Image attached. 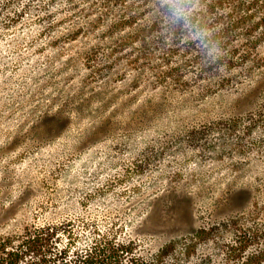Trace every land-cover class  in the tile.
<instances>
[{
    "label": "rangeland",
    "instance_id": "rangeland-1",
    "mask_svg": "<svg viewBox=\"0 0 264 264\" xmlns=\"http://www.w3.org/2000/svg\"><path fill=\"white\" fill-rule=\"evenodd\" d=\"M163 4L0 0V235L50 227L69 259L107 235L145 264H239L232 228L264 222V7L248 37L189 31L145 59L155 19L171 44Z\"/></svg>",
    "mask_w": 264,
    "mask_h": 264
},
{
    "label": "trees",
    "instance_id": "trees-1",
    "mask_svg": "<svg viewBox=\"0 0 264 264\" xmlns=\"http://www.w3.org/2000/svg\"><path fill=\"white\" fill-rule=\"evenodd\" d=\"M202 1L199 10L191 11L186 20L174 21L170 12V5H162L159 17L166 19L165 31L168 33L171 44L164 47L162 36L159 33V19H155L149 26L150 37L144 36L142 31V53L145 59L151 48L162 50L163 55L173 54L176 43L183 33L199 32L208 27L219 26L217 32L210 36V41L222 43L234 35L237 29L244 30L248 37L255 32L257 23L247 25L253 18V7H264V0H198ZM195 2V0H194ZM185 8L192 4L185 3ZM264 24V19L261 21ZM257 28V26H256ZM264 32V31H263ZM152 34V35H151ZM191 43H188L190 46ZM251 47V46H250ZM249 47V48H250ZM166 50V51H164ZM235 50V49H234ZM233 222V221H232ZM232 228L235 237L227 246L228 254L234 262L239 264H262L264 261V222L254 225ZM208 233L206 227L200 228ZM199 230V231H200ZM54 230L50 227H26L21 232L13 235H0V264H145L135 256L132 244L116 241L107 235L98 236L84 249L81 254H76L69 259L70 243L57 248Z\"/></svg>",
    "mask_w": 264,
    "mask_h": 264
},
{
    "label": "clouds",
    "instance_id": "clouds-1",
    "mask_svg": "<svg viewBox=\"0 0 264 264\" xmlns=\"http://www.w3.org/2000/svg\"><path fill=\"white\" fill-rule=\"evenodd\" d=\"M166 3L170 5V12L174 21L186 20L187 15L194 11L196 8V3L198 0H165ZM185 3L192 4L191 8H185L183 5Z\"/></svg>",
    "mask_w": 264,
    "mask_h": 264
}]
</instances>
